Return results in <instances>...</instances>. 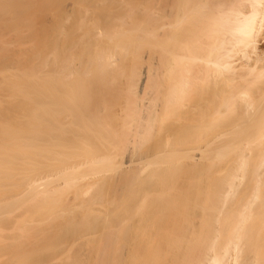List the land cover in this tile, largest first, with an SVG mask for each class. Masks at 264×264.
I'll list each match as a JSON object with an SVG mask.
<instances>
[{
	"label": "bare ground",
	"instance_id": "obj_1",
	"mask_svg": "<svg viewBox=\"0 0 264 264\" xmlns=\"http://www.w3.org/2000/svg\"><path fill=\"white\" fill-rule=\"evenodd\" d=\"M33 1L0 0V69L27 61L33 11L42 32V74L2 78L26 117L3 106L0 145L60 165L17 190L22 155L0 153V205L31 226L9 237L51 226L30 250L3 229L5 264H264V0Z\"/></svg>",
	"mask_w": 264,
	"mask_h": 264
},
{
	"label": "rangeland",
	"instance_id": "obj_2",
	"mask_svg": "<svg viewBox=\"0 0 264 264\" xmlns=\"http://www.w3.org/2000/svg\"><path fill=\"white\" fill-rule=\"evenodd\" d=\"M36 1H38V0H35V3H34V4H35L36 7H37L36 9H39V8H38L39 6H37ZM56 1H57V0H54V1H53L52 7H51L49 10L44 11L45 15H49V16H54V17H56V15H57V8H58V4L55 3ZM58 1H59V0H58ZM32 2H34V1L32 0ZM32 5H33V4H32ZM38 5H39V2H38ZM33 8H34V10H36L35 7H33ZM31 9H32V8H31ZM29 12H31V13H29ZM33 12H34V15H35V16L32 14ZM33 12H32L30 9H28V13H27V15L32 14V16L34 17L33 19H31V17H32V16H31V17H29L28 19H30V20H34L35 22H34V21H33V22L35 23V25H34L33 22L30 23V25L33 23V26L31 25V27H32V28H31V36L33 35V36H32L33 38H32L31 36H30V37H27V39L29 40V43H28L27 40H26L27 42L24 41L25 43H28V44H29V45H27L28 48H27V47H22V49H23V48H27V49H26L27 51L25 52L26 54H27V52H28V49H29V52H28V53L31 54V52H32L31 50L34 48V47L32 46V49H31V45H35V49H34V50H36V51H35L36 53L38 52L39 48H40V50H41V47H42V46L40 47V39H39L40 37L42 38V35H41L42 32H41V30H40L41 25H40V22H39V17H40V16L38 15V14H39V11L36 10V11H33ZM38 16H39V17H38ZM37 17H38V18H37ZM30 20H29V21H30ZM29 21H28V22H29ZM88 24H89V23H88ZM88 24H87V27L91 28L90 26H88ZM89 25H91V24H89ZM39 26H40V27H39ZM91 26H92V25H91ZM23 27H24V26H23ZM25 27H27V26H25ZM27 28L30 29V26H28ZM33 28L36 29V30H33ZM21 29H22V28H21ZM22 30H24V32L20 33V35H22L23 33L26 34V31H27V33H28V30H26V31H25V29H22ZM29 32H30V31H29ZM24 34H23V36H21V37H23V40H24ZM26 36H27V35H26ZM28 36H29V34H28ZM11 40H12V38H11ZM13 40H14V39H13ZM15 40H16V39H15ZM16 41L18 42V40H16ZM16 41H14V43L11 42L12 45L9 44V45H10L9 51H10L11 49H13V47H15V45H13V44H16V43H17ZM19 41H20V43H21V40H19ZM24 42H22V44H23ZM30 42H31V43H30ZM41 42H42V41H41ZM18 43H19V42H18ZM22 44H21V45H22ZM24 45H25V44H23V46H24ZM16 46H17V45H16ZM18 47H21V46H18ZM18 47H17V48H18ZM14 49H15V48H14ZM14 49H13V50H14ZM16 50H17V49H16ZM18 50H19V48H18ZM34 50H33V51H34ZM24 51H25V49H24ZM24 51H23V52H24ZM20 52H22L21 48H20ZM35 52H33V53H35ZM40 52H41V51H40ZM40 52H38V53H40ZM18 53H19V52H18ZM36 53H35V55L38 54V53H37V54H36ZM26 54H24V55H23V54H21V55L19 54V56H22L21 58H23V57L26 58V57H27V59H25V60L28 61V59L30 60V55H28V56H29V57H28V56H26ZM130 54H131V53H129V55H130ZM32 55H33V54H31V57H32ZM41 55H42V53L38 54V56H41ZM130 56H132V55H130ZM34 57H35V56H34ZM124 57H125V56H124ZM124 57H123V58H124ZM126 57H127V55H126ZM128 57H129V56H128ZM128 57H127V58H128ZM133 57H134V55H133ZM19 58H20V57H19ZM39 58H41V57H39ZM129 58H130V57H129ZM15 59H16V58H15ZM34 59H35V58H34ZM124 59H126V58H124ZM132 59H133V58H132ZM16 60H17V59H16ZM18 60H19V62H18V64H17V66L20 65L21 68L24 67V66H25V67H26V66H29V69H28V67H26V68L24 67V68L28 71V73H29V71L31 70V68H33V67L37 68V69H34V68H33L34 70H33V69L31 70V72H30V73H31V77H32V75H34L35 71H37V70H38V71H37L36 73L38 74V72H39V76H40V74H42L41 71H39V70L41 69V66H42V65H41V62H42L41 59L39 60V59L36 57V59L34 60V62H31V60L33 61V58H32L30 61H28V62H31V64H33V67H31V66H32L31 64H29V63L27 64V61L21 63V61L24 60V59H22V60H21V59H18ZM20 60H21V61H20ZM126 60H127V59H126ZM126 60H124V61H122V62L126 63ZM130 60H131V58H130L127 62H130ZM40 61H41V62H40ZM131 61H132V60H131ZM13 63H14V61H13ZM13 63H12V64H13ZM24 63H26L27 65H24ZM14 64H16V63H14ZM23 65H24V66H23ZM30 65H31V66H30ZM34 65H35V66H34ZM40 65H41V66H40ZM17 66H14V67L11 66V68H10V67H7V68H8V70L10 71V69L13 70V69H14L15 67H17ZM12 67H13V68H12ZM3 69H4V68H3ZM3 69H0V71L3 70ZM5 69H6V68H5ZM5 69H4V70H5ZM4 70H3L2 72H0V105H2V106H0V110L2 111V110L4 109L3 106H5V107H6V106H10V107L13 106V107H11V108H10V107H7V108L12 109V112H11V110H10V112H7V113L12 114L11 116H12V117L14 116L13 118L15 119V118H16V117H15L16 114H18L17 116H19V113H22V112H21L22 107L20 106V105H22V104L20 103V102L22 101V100H21V97H22L21 95H24V94L26 95V93L22 94L23 91H22V93H20V92H18V91H15V90L10 86V85H11V84H10V81H13V78H12V77L15 76V75H17V74H16L17 71H10V72H12V74H15V75H13V76H12V75L10 76L11 73H10V72L8 73V70H7V71L5 70V72H4ZM15 70H16V68H15ZM17 70H20V68L18 67ZM22 70H23V69H21V71H22ZM26 70H23L22 72L25 71V73L28 74ZM32 71H33V72H32ZM3 72H4L5 74H4ZM6 72H7V74H6ZM18 72H20V71H18ZM20 73H21V72H20ZM20 73H18L17 76H18V77L20 76L19 78H20V81H21V80H22L21 77H22L23 73H22L21 75H19ZM25 73H24V76H25V78H26V74H25ZM32 73H33V74H32ZM36 73H35V75H36ZM8 74H9V75H8ZM7 76H10V81H9V78H6V79L8 80L7 82H8L10 85H9V84H6V82H4V83H3V87H2V83H1L2 78L4 79V77H7ZM24 76H23V77H24ZM23 77H22V78H23ZM41 77H42V76H41ZM11 78H12V80H11ZM16 78H17V77L15 76V79H16ZM19 78H18V79H19ZM25 78H23V79H25ZM27 78H28V80L33 81V82H35V83H36V81L39 82V81L42 80V78H41V80H40V77H38V76H37V78H36V77H35V78H36V79H39V80H36V79L31 80V79H33L34 77H33V78H30L29 75L27 76ZM29 78H30V79H29ZM6 79H5V80H6ZM5 80H4V81H5ZM16 81H17V80H16ZM13 82H14V81H13ZM11 83H12V82H11ZM40 83H41V82H40ZM36 84H38V83H36ZM36 86H37V85H36ZM37 87L39 88V86H37ZM35 88H36V87H35ZM32 89H33V88H32ZM32 89H31V90H32ZM24 90H25V89H24ZM26 90H27L26 92H28V93L31 92V91H30V92L28 91V88H27ZM29 90H30V88H29ZM34 90H36V89H34ZM39 90H40V88H39ZM39 90H36V92L39 93V92H38ZM40 91H41V90H40ZM28 93H27V94H28ZM33 93H34V92H33ZM35 94H36V93H35ZM39 94H40V93H39ZM25 95H24V96H25ZM30 96H31V94H30ZM37 96H38V95H37ZM23 99H24V98H23ZM25 99H26V98H25ZM27 99H28V96H27ZM27 99H26L25 101H28V102H29V101L32 100V99L30 100V98H29L28 100H27ZM23 102H24V101H23ZM28 102H26V103L29 104ZM17 103L20 104V105H19V107L21 108L20 110H16V107H18V106H17ZM24 103H25V102H24ZM31 103H32V101H31ZM31 103L29 104V106L31 105ZM27 104H25V106H26ZM15 106H16V107H15ZM22 106H23V105H22ZM29 106H28V108H29ZM26 107H27V106H26ZM2 108H3V109H2ZM7 108H6V110H7ZM28 108H27V109H28ZM14 109H15L16 111H15ZM17 109H18V108H17ZM23 109H24V108H23ZM27 109H24V110H27ZM6 110H4V111H6ZM8 110H9V109H8ZM13 111H14L15 113H14ZM17 111H18V112H17ZM22 111H23V110H22ZM27 111H28V110H27ZM27 111H24V112L26 113ZM16 112H17V113H16ZM3 113H4V112H3ZM5 113H6V112H5ZM22 114H24V113H22ZM22 114H20L21 116H19L20 119H22L21 117H26L25 115L22 116ZM11 116H10V115H7L8 120L10 119L9 117H11ZM7 117H6V118H7ZM19 118H16L15 120L18 119V120L20 121ZM11 120H12V119H11ZM3 121H4V120H3ZM3 121L1 120L0 122H3ZM6 121H7V119H6ZM21 121H22V120H21ZM25 121H26V120L23 119L22 123H23V122H24V123H23V124L20 123V125L25 127V125H24V124H25ZM4 122H5V121H4ZM9 122H11V121H9ZM9 122H8V124H6L7 122L4 123V124H6V126H7V125H12V124H10ZM13 122H14V124L19 125V122H18V121L15 122V121L13 120ZM0 124H2V123H0ZM2 126H3V124H2ZM15 126H16V125H15ZM0 127H1V126H0ZM3 127H4V128H7V127H5V125H4ZM17 127H18V126H17ZM12 128H16V127L12 126ZM18 128H20V126H19ZM18 128H17V129H18ZM21 128H22L23 130H25V128H23V127H21ZM10 130H11V129H10ZM13 130H14V129H13ZM23 130H20V131H23ZM18 131H19V130H17V131L14 130V133H16V132H18ZM19 133H20V132H19ZM23 135H24V134H23ZM23 135L20 133V136L23 137L22 141L20 140L21 137L19 138V136H18L17 134H15L16 139H14V140H17V138H18V140L20 141V145L25 144L24 147H22L23 145L21 146V149L24 148V149H22V150L28 152V150H26L27 147L25 148V146L28 145L27 138H26V135H25V136H23ZM24 137H25V138H24ZM37 138H38V137H37ZM0 139H1V142H2L3 139H2V138H0ZM14 140H13V142H14ZM18 140H17V141H18ZM25 140H26V141H25ZM7 141H8V140H7ZM11 141H12V140H11ZM17 141L14 142V143H16V145H14V146H18V145H19V144L17 145ZM23 141H24V142H23ZM1 142H0V143H1ZM3 143H5V142H3ZM3 143H2V146H5ZM10 143H11V142H10ZM6 144H7V143H6ZM12 144H13V143H12ZM7 145H8V144H7ZM2 146L0 145V148H1ZM8 146H9V145H8ZM10 146H11V145H10ZM14 146H12V147H14ZM16 148H17V147H15V149H14V148H11V150L13 151V152H12V151L10 150L9 147H6V146H5L4 148L2 147V149H4V150L0 149V153H1L2 151H4V152L6 153V154L4 153V155H9V154L11 155V153L9 152V151H11V152H12V155L14 156V153L18 152V153H19L18 157H20V155H22V157H20V160L23 161V164L26 163L28 160H27V159L24 160V158H26V157L23 158V156L26 155V152H23V154H22V153H20V152H22L21 149H20V147L18 146V148H17V149H16ZM5 149L8 150V152H6ZM13 149H14V150H13ZM18 149H20V152H19ZM2 154H3V153H2ZM24 154H25V155H24ZM27 154H28V153H27ZM15 155L17 156V153H16ZM4 158H5V157H4ZM40 158H41V157H40ZM36 159H37V160H36ZM36 159H35V160H36V161H35V162H36L35 164H37V163L39 162V161H38L39 157H37ZM4 160H5V159H4ZM20 160H19V161H20ZM44 160H45V159L43 158V161H44ZM46 160H47V159H46ZM22 161H20V162H22ZM24 161H25V162H24ZM51 161H52V160L44 161V162H47V165H46V163H44V164L41 163V162H42V159H41V161H40V164L38 163L37 166H35V164H33V165H32V164H28V165L24 164L25 167H28V168L25 169V168H24V165L20 167V169H21L22 171L19 170V172H20L21 174H23V175H21V174L19 173L18 176H17L18 179H17V177L15 178V181H16V179H17L16 182H18L17 185H15L16 182H15V181H12V180H9V181L5 180V182H10V181L15 182L14 186H16V187H13L14 189H15V188L17 189V188H18L17 186L20 185V184H21V186H19V187H22V185H23L24 183L27 184V181H29V179L27 180L28 172L31 171L32 173H31V172H29V173H31L33 176H34L33 173H36V172H35V170H36L35 167L38 168V166L41 165V166H43V167H41V170L44 169L45 171H46V170H49V169H52V168H53V169H54V168H57V165H58L59 162H56V161H52V162H51ZM49 162H50V163H49ZM54 162H55V163H54ZM48 163H49V165H48ZM53 163H54V164H53ZM29 165H31V166H29ZM44 165H46V166H44ZM59 165H60V164H59ZM59 165H58V166H59ZM32 166H33V168H35V169L30 168V167H32ZM49 166H50V168L48 169ZM44 167L47 168V169H45ZM5 168H6V167H5ZM22 168H24V170H23ZM42 168H43V169H42ZM30 169H33L34 171H33V170H30ZM41 170L38 168L37 171H40V172H41ZM44 170H43V172H44ZM24 171H25V174L23 173ZM27 171H28V172H27ZM40 172H37V174L40 173ZM31 174H29V176H30ZM20 175H21L22 177H21ZM24 175H26V176H24ZM32 175H31V176H32ZM29 176H28V178H29ZM31 176H30V178H31ZM33 176H32V177H33ZM24 177H25V178H24ZM21 178H22V179H21ZM13 180H14V179H13ZM26 180H27V181H26ZM22 181H23V184H22ZM10 183H11V182H10ZM11 184H12V183H11ZM26 184H25V185H26ZM19 189H21V188H19ZM17 190H18V189H17ZM22 201H23V200H22ZM22 201H21L22 204L19 202V203H20V206L22 205L21 207H23V203H24V201H23V202H22ZM26 202H27V201H26ZM26 202H25V203H26ZM30 202H31V201H30ZM27 203H28V202H27ZM30 204H31V203H30ZM34 204H35V202H34ZM2 205H3V204L0 205L1 208H4V207H5V204L3 205L4 207H2ZM28 205H29V203H28ZM28 205H27V206H28ZM31 205H32V204H31ZM36 205L39 206V203L36 204ZM27 206H26V207H27ZM18 207H19V206H14V207L11 206V208H10V207H7V208L5 207L6 209H5V208H4V209H5L6 211H4V212H6V213L3 214L4 216L2 215L3 212L0 213V216H2V218H1L2 220H3V218H6V219H4L2 222H4V221H5V222H6V221L8 222V221H9V222L11 223V222H12V221H11V220H12V219H11L12 217H6V216L8 215L7 210H8V208H9V209H10L9 211H12V213L14 212V213H13L14 215H15V213H16V215H17V213H18V212H17ZM34 207H36V206H34ZM39 207H40V206H39ZM39 207H38V208H39ZM28 208H29V207H28ZM4 209H3V210H4ZM16 209H17V210H16ZM20 209H21V208L19 207V214H18L19 216L17 215V217H19V218H21L20 216H23L22 213H20V212H22V210L24 209V207H23V209H21V210H20ZM29 209H30V211H28ZM29 209L26 210V214H27V212H28V215H27V216H29V212L33 213L34 210H35V211H36V210H40V208H39V209L34 208V210L31 209V208H29ZM15 210H16V212H15ZM23 212H25V211H23ZM12 213L10 212L9 215H10V216H13ZM35 213H36V212H35ZM39 213H40V211H39ZM39 213H37V214L39 215ZM5 214H7V215H5ZM23 214H24V213H23ZM40 214H41V213H40ZM16 215H15V216H16ZM24 215H25V214H24ZM35 215H36V214H34L33 216H35ZM30 216H31V214H30ZM33 216H32V217H33ZM39 216L42 217V215H39ZM17 217H16V218L14 217L13 220H17V219H18ZM23 217H24V216H23ZM32 217L29 218V222H28V223H30L31 219L34 218V217H33V218H32ZM36 217H37V216H36ZM36 217H35V219H36ZM26 218H27V220H28V217H26ZM37 218L39 219L40 217H37ZM7 219H8V220H7ZM21 219H22V218H21ZM24 219H25V217H24ZM35 219H34V220H35ZM25 220H26V219H25ZM25 220H21L20 222L23 221V222H22L23 224H22V223H21V224L19 223V225H20V226H21V225H25V224H24V221H25ZM39 220H40V219H39ZM0 221H1V220H0ZM32 221H33V220H32ZM32 221H31L32 227H33V224H34V225L37 224L36 226H39V225H38L39 223H34V222L32 223ZM41 221H44V220L41 219ZM2 222H1V226H0V227H1V231H0V232H2L3 229H6V230H4V231L2 232V234L5 232V234H3L4 236L6 235V236L9 237V235H10V236H11V235H14L13 233L18 229L17 226H19V225H17V226L15 227V225L13 226L12 224H17V222L13 221L14 223L12 222L11 225H10V227H11V226L15 227V228H14L15 230H13L12 228H10V229H12V231H13L12 233H10L11 230H10L9 228H8L9 230L7 229L8 224L5 223V222H4V224H2ZM9 222H8V223H9ZM25 222H26V221H25ZM35 222H37V221L35 220ZM38 222H39V221H38ZM46 222L48 223V221H45V223H46ZM28 223H26V224H28ZM43 223H44V222H42V224H41L39 227H41V226L44 227V228H46V227H47V228H50V227H51V226H50V223L46 224L47 226H43ZM2 225H3V226H2ZM29 225H30V224H29ZM51 225H52V224H51ZM25 226L27 227L28 225H25ZM36 226H35V227H36ZM49 226H50V227H49ZM52 226H53V225H52ZM5 227H6V228H5ZM21 227H23V226H21ZM28 227H29V226H28ZM30 227H31V226H30ZM30 227H29V228H30ZM39 227H38V228H39ZM42 227H41V228H42ZM16 228H17V229H16ZM23 228H24V227H23ZM23 228H21V229H23ZM38 228H36V229H38ZM41 228H40V229H41ZM44 228H42V229H44ZM21 229L19 228L18 231L21 232ZM36 229H35V230L33 229V231H32V229H29V232H28V233L31 235V234H33V232H36ZM24 230H25V229H23L22 232H21V233H22V237L19 236V237H20L19 240L22 239L21 242H20L19 240H18L19 242H18V241H15L16 239L19 238V237H18L19 232L16 233L17 238H16V236H15V238H16L15 240H14V237H13V238L11 237V238L14 240L13 243H12L13 240H12L11 242H9L8 240H5L6 242H5V241H4V242H5L6 244H8V242L11 243V244H14L15 242H17L18 244L20 243V245H22V246L26 244V246L23 247V248H26V250H27V248H29L30 246H33L32 244L29 245V243H32L33 240L35 241V239H36L37 241L33 242V244H34V243H37L39 239L35 236L36 233H34V236H35L36 238H34V236H33V237H32V240L29 241V239L31 238L32 235H31V236L28 235V236L26 237V238H28V239H26V241H24V240H25V239H24V238H25V235H23ZM26 230H28V229H26ZM30 230H31V231H30ZM44 230H45V229H44ZM6 231H7V232H6ZM16 232H17V231H16ZM26 232H27V231H26ZM30 232H31V233H30ZM38 232H39L40 234H42L44 231L42 230V233H41L40 230H39V231L37 230V234H36V235H38ZM48 232H49V231H45V232L42 234V237H41V235H40V237H39V236H38V237H39L40 239H42L43 236L45 237V233H48ZM0 234H1V233H0ZM7 234H8V235H7ZM17 234H18V235H17ZM26 234H27V233H26ZM48 234H49V233H48ZM48 234H47V235H48ZM6 236H5V237H6ZM23 236H24V238H23ZM29 236H30V238H29ZM0 237H2V236H0ZM5 237H4V238H5ZM47 237H48V236H47ZM47 237H46V238H47ZM2 238H3V237H2ZM4 238H3V240H4ZM9 238H10V237H9ZM9 238H8V239H9ZM11 238H10V240H11ZM6 239H7V238H6ZM43 240H45V238H43L41 241L43 242ZM7 241H8V242H7ZM27 241H28V244L26 243ZM2 242H3V241H2ZM2 242H0V244H1ZM23 242H25V244H24ZM39 242H40V240H39ZM5 243H4V244H5ZM21 243H22V244H21ZM11 244H9V246H12ZM18 244H17V246H18ZM15 245H16V244H14V247H16ZM28 245H29V247H28ZM1 246H3V245H1ZM1 246H0V249L3 248V247H1ZM5 247H6V249H7V246H5ZM14 247H10V248H11L10 250H12V248H14ZM8 248H9V247H8ZM17 248H19V247H17ZM17 248H16V249H17ZM20 248L22 249V247H20ZM6 249H5V251H6ZM14 249H15V248H14ZM14 249H13V251H14ZM8 250H9V249H7V252H8ZM23 250H24V249H23ZM26 250H24V251L26 252ZM29 250H30V248H29ZM3 251H4V249H2V253L5 254ZM15 251H16V250H15ZM17 251H20V249L17 250ZM17 251H16V252H17ZM66 251H67V250H66ZM7 252H6V256H5V255H2V256H4L6 259L0 256V264H2V261H3V263L5 264V262L7 261L8 258H9L8 260H10V257H11L12 259H15L16 257H18V256H14V252L12 253V251H10V252H11V254H13L12 256H13L14 258H13L12 256L9 257V253H10V252H9L8 254H7ZM20 252H21V251H20ZM25 252L22 251L21 253H25ZM61 252H62V251H61ZM68 252H69V251H67V253H68ZM2 253H1V254H2ZM17 253H18V252H17ZM21 253L19 254V256L21 255ZM62 253H63V252H62ZM64 253H65V251H64ZM64 253H63V254H64ZM67 253H66V254H67ZM66 254H65V256H66ZM7 255H8V256H7ZM17 255H18V254H17ZM67 255H68V254H67ZM65 256H61V258H62V257L64 258ZM1 258L5 259V260H3V259H1ZM20 259H21V257H20ZM16 260H17V259H16ZM4 261H5V262H4ZM10 261H12V260H10ZM60 261H61V260H60ZM60 261H59V262H60ZM15 262H16V261L14 260V263H15ZM17 262H18V260H17ZM17 262H16V263H17ZM8 263H9V264H12L13 262L10 263V262L8 261L6 264H8ZM14 263H13V264H14ZM18 263H19V262H18ZM18 263H17V264H18ZM55 263L58 264V262H55Z\"/></svg>",
	"mask_w": 264,
	"mask_h": 264
}]
</instances>
